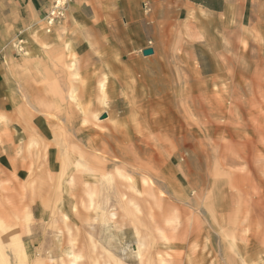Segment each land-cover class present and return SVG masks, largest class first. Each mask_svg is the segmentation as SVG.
Segmentation results:
<instances>
[{
	"label": "rangeland",
	"instance_id": "rangeland-1",
	"mask_svg": "<svg viewBox=\"0 0 264 264\" xmlns=\"http://www.w3.org/2000/svg\"><path fill=\"white\" fill-rule=\"evenodd\" d=\"M247 1L250 18L143 0L150 56L69 11L35 53L9 44L31 66L1 119L18 159L0 158V264H264V0Z\"/></svg>",
	"mask_w": 264,
	"mask_h": 264
},
{
	"label": "crops",
	"instance_id": "crops-1",
	"mask_svg": "<svg viewBox=\"0 0 264 264\" xmlns=\"http://www.w3.org/2000/svg\"><path fill=\"white\" fill-rule=\"evenodd\" d=\"M235 2L237 5L234 9L238 10L243 4L244 8L241 10L243 14L247 12L250 18L253 8L250 7L249 2L247 0H235ZM142 4L143 0H72L67 19L70 24L74 19L95 28L98 33L97 42L114 41L119 44L121 52L133 54L146 49L143 43L150 32L146 23L147 10L145 12ZM49 5L50 0H0V131H3L1 138L4 141L8 140L6 129L8 126L2 124L1 119L5 116L8 120L10 116L16 97L17 77L22 76L23 71L31 66L26 54H19L9 44L18 39L22 40L26 44L24 49L35 53L33 39L36 32L40 30L44 35H48L43 31L41 19ZM39 39L44 43H55L54 36L40 35ZM211 44L214 46L213 49L220 46L218 42ZM217 53L220 55V52ZM219 58L221 59V62L218 59L219 65L221 63L223 65V57ZM100 87L103 91V82H100ZM17 152L14 144L7 145L5 150L0 146L1 161L8 163L9 155H13V160L16 161Z\"/></svg>",
	"mask_w": 264,
	"mask_h": 264
},
{
	"label": "built area",
	"instance_id": "built-area-1",
	"mask_svg": "<svg viewBox=\"0 0 264 264\" xmlns=\"http://www.w3.org/2000/svg\"><path fill=\"white\" fill-rule=\"evenodd\" d=\"M71 1L72 0H50V5L41 19L43 31L46 34H49L56 24L64 20Z\"/></svg>",
	"mask_w": 264,
	"mask_h": 264
},
{
	"label": "water",
	"instance_id": "water-1",
	"mask_svg": "<svg viewBox=\"0 0 264 264\" xmlns=\"http://www.w3.org/2000/svg\"><path fill=\"white\" fill-rule=\"evenodd\" d=\"M153 54V50L152 49H145V50H142V55L143 56H150ZM106 116L103 115L102 118H105Z\"/></svg>",
	"mask_w": 264,
	"mask_h": 264
},
{
	"label": "bare ground",
	"instance_id": "bare-ground-1",
	"mask_svg": "<svg viewBox=\"0 0 264 264\" xmlns=\"http://www.w3.org/2000/svg\"><path fill=\"white\" fill-rule=\"evenodd\" d=\"M223 20V19H222ZM226 65V64H225ZM137 251H138V249H137ZM137 251H136V255L138 256V254H139V252L137 253Z\"/></svg>",
	"mask_w": 264,
	"mask_h": 264
}]
</instances>
